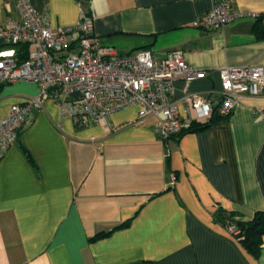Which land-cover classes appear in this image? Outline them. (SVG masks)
I'll return each instance as SVG.
<instances>
[{"label":"crops","instance_id":"obj_1","mask_svg":"<svg viewBox=\"0 0 264 264\" xmlns=\"http://www.w3.org/2000/svg\"><path fill=\"white\" fill-rule=\"evenodd\" d=\"M219 1L87 0L83 7L101 44L116 53L148 50L163 59L180 50L206 72L174 83L187 130L186 94L214 98L221 68L264 66V0H231L236 12L258 19L195 28ZM30 2L54 27L79 21L80 0ZM8 17H17L15 8L0 0V26ZM38 93L28 82L1 87L0 120ZM139 110L89 127L51 99L32 110V123L0 157V264H264V237L253 255L224 222L264 211V95L246 96L229 117L167 141L156 118L138 123Z\"/></svg>","mask_w":264,"mask_h":264},{"label":"built area","instance_id":"obj_2","mask_svg":"<svg viewBox=\"0 0 264 264\" xmlns=\"http://www.w3.org/2000/svg\"><path fill=\"white\" fill-rule=\"evenodd\" d=\"M86 1L80 0L77 24L54 27L47 14L38 12L30 0H3L13 4L17 17H8L0 26V41L5 48L0 51V88L28 82L37 84L39 93L13 105L8 116L0 120V157L32 123V110L42 108L48 99L80 127L106 125L112 114L138 106V123L156 118L162 140L182 134L184 123L173 101L174 83L178 79L188 83L204 79L206 72L190 65L180 50L158 59L148 50L120 55L114 48L103 46L94 34V18L84 10ZM260 17L236 12L231 0H221L200 16L194 27L218 31L237 19ZM25 46L29 52L22 59L19 48ZM220 79L221 90L214 98L204 94L184 96L190 123H206L215 116L227 118L242 98L264 95V66H226L220 70ZM230 230L234 236L240 234L236 226Z\"/></svg>","mask_w":264,"mask_h":264},{"label":"trees","instance_id":"obj_3","mask_svg":"<svg viewBox=\"0 0 264 264\" xmlns=\"http://www.w3.org/2000/svg\"><path fill=\"white\" fill-rule=\"evenodd\" d=\"M20 57L22 59L27 58L29 47H21L19 48ZM1 89V88H0ZM217 119H220L219 117L215 116L212 120L206 122V123H196L193 122L191 127L189 129L183 130L182 136L185 132L194 130V131H203L207 128H209ZM218 219H221L220 217ZM221 221H224L221 219ZM227 226H236L240 230V234L237 236L239 241L242 243V245L246 248L248 252H250L253 255L259 254L261 250L262 240L264 237V211L257 212L254 217L249 220L245 221L243 219H236L232 215L230 217V220L224 221ZM121 228V226L117 227ZM116 228V229H117ZM107 234H98L96 238L103 237Z\"/></svg>","mask_w":264,"mask_h":264},{"label":"rangeland","instance_id":"obj_4","mask_svg":"<svg viewBox=\"0 0 264 264\" xmlns=\"http://www.w3.org/2000/svg\"><path fill=\"white\" fill-rule=\"evenodd\" d=\"M5 49V48H4Z\"/></svg>","mask_w":264,"mask_h":264}]
</instances>
